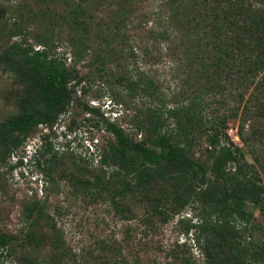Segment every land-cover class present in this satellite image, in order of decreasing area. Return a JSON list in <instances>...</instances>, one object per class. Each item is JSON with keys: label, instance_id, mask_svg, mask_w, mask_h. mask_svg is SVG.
Segmentation results:
<instances>
[{"label": "trees", "instance_id": "16d2710c", "mask_svg": "<svg viewBox=\"0 0 264 264\" xmlns=\"http://www.w3.org/2000/svg\"><path fill=\"white\" fill-rule=\"evenodd\" d=\"M85 3L90 4L91 0H80L72 13L87 16ZM170 10L167 19L175 33L172 56H178L180 50L183 56L176 59L180 60L178 65L190 72L182 82L189 87L188 91L181 90L177 95L186 100L175 103L177 106L168 113L172 131L162 134L163 120L149 118L137 126L146 140L134 142L122 127L109 123L107 130L114 140L100 155L95 179L89 182L85 176L78 183L93 198L96 191L101 192L96 197L107 192L115 216L130 221L135 215L126 207V200H135L144 193L149 195L159 182L173 181L171 197L164 195V204L157 203L160 206L145 218L142 233L146 237L157 233L155 219L159 215L163 217L162 223L167 224L171 218L190 210L196 221L186 222L183 234L193 237L203 260L193 257L187 244H176L169 252H162L166 253L163 259L147 262L141 252L150 251L149 242L136 251L129 238L117 240L113 235L75 251L66 245L64 231L37 201L25 207L24 216L30 226L39 221L49 223V254L31 264L264 263V242L256 241L257 225L253 213L248 211V205L252 204L264 216V179L255 165L261 163V155L248 145L254 161L250 164L227 134L230 120L239 121L240 136H244L247 126L255 134L256 120L264 117V0H172ZM123 23L124 19L115 20L113 27L118 33ZM107 29L101 31L105 41ZM44 44L43 50L14 44L1 56L17 70L18 79L26 86L21 115L0 123L1 146L18 148L25 141L21 134L26 135L39 125H53L71 103L72 83L79 85L84 79L60 58L50 56L51 43ZM80 44L88 51L90 45L86 40ZM81 55L82 52H75L76 57ZM141 82L129 80L131 97L138 90L150 94V84L143 86ZM197 137L205 140L213 162L210 166L191 156ZM38 154L36 151L34 157ZM18 163L22 165L23 160ZM47 170L51 166L44 171ZM83 170L78 171L84 174ZM26 237L35 239L33 232ZM18 243L16 235L0 234V255L16 254Z\"/></svg>", "mask_w": 264, "mask_h": 264}, {"label": "rangeland", "instance_id": "374dc122", "mask_svg": "<svg viewBox=\"0 0 264 264\" xmlns=\"http://www.w3.org/2000/svg\"><path fill=\"white\" fill-rule=\"evenodd\" d=\"M78 3L80 0H0V123L14 120L22 113L21 98L26 86L18 79L17 70L1 57L14 44L43 50L44 43H51L50 56L60 58L84 78L79 85L72 83L71 103L53 125H39L26 135L21 134L25 141L18 148L0 145V234L19 237L17 253L4 252L0 264H31L49 254V223L39 221L30 226L24 216L25 207L37 201L64 231L66 245L75 251L113 235L117 240L129 238L136 251L149 242L150 251L141 252L147 262L163 259L166 253L162 252H169L176 244H187L193 257L203 260L193 237L183 234L186 222L196 221L190 210L171 218L167 224L162 223L163 217L159 215L155 219L157 233L148 237L142 233L144 220L160 206L157 203L164 204V195L171 197L173 181L159 182L149 195L126 200V207L135 215L130 221L115 216L107 192L96 197L101 193L96 191L93 198L78 183L85 176L89 182L95 179L100 155L114 140L107 130L109 123L122 127L134 142L146 140L137 126L149 118L163 120L162 134L172 131L168 113L177 106L175 103L186 100L177 95L181 90L188 91L189 87L182 82L190 74L176 60L183 56L181 51L172 56L175 33L167 19L172 12V0H91L84 4L87 16L72 13ZM117 19H124L119 33L113 27ZM106 27L107 41L101 38ZM81 40L90 45L88 51ZM76 51L82 52L81 57L75 56ZM130 79H141L143 86L150 84V94L138 90L131 97ZM254 129L252 134L247 126L244 136H240L239 121L230 120L227 134L250 164L254 161L247 146L257 149L261 163L255 165L264 179V117L256 120ZM150 147L160 150L154 145ZM191 149V156L200 164L213 163L204 138L197 137ZM36 151L39 154L34 157ZM50 166L51 170L44 171ZM80 169H84L85 175ZM248 211L253 213L257 225L256 241L264 242V216L252 204ZM28 232H33L35 239H28Z\"/></svg>", "mask_w": 264, "mask_h": 264}]
</instances>
